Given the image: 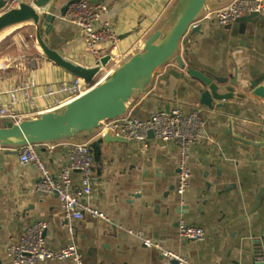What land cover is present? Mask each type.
I'll return each mask as SVG.
<instances>
[{"label": "crops", "instance_id": "0c3cea01", "mask_svg": "<svg viewBox=\"0 0 264 264\" xmlns=\"http://www.w3.org/2000/svg\"><path fill=\"white\" fill-rule=\"evenodd\" d=\"M69 1L53 0L51 11L56 18L44 36L51 47L78 62L91 64L95 58L86 51L81 29L63 18L67 10L61 14ZM91 1L111 6L108 17L119 34L117 54L131 56L140 51L179 0ZM231 1L208 0L206 10L193 25L198 28H191L181 40L179 56L185 67L225 77L230 82L236 80V88L244 94L242 100L226 102V108L206 109L199 104L193 87L199 83L173 59L170 67L157 70L145 90L128 103L127 114L141 120L166 108H180L186 114L196 107L203 108L202 118L211 133L191 148L189 166L194 178L183 194L177 192L180 147L173 141L150 138L147 142L106 144L100 141L96 130L79 138L43 143L38 148L40 158L54 175L68 163L67 148L61 143H92L96 180L90 202L109 220L85 214L75 222L70 235L58 196L35 190L41 178L39 168L19 164L15 150L18 146L0 147V264H11L7 246L39 220L48 226V248L58 250L71 242L84 264H164L157 249L145 246L128 232L135 227L165 249L185 257L187 264L264 261V195L258 209L248 213L259 188L264 186V104L252 97V84H264V15L227 26L205 18L208 12ZM163 28L167 30L169 24L163 23ZM32 33L33 28L24 29L14 43L21 45L24 36ZM7 48L6 44L0 48V103L9 102L12 94H17L19 103L15 110L25 119L55 112L72 100L58 88L80 79L31 53L37 60L36 68H16L5 59L7 54L3 52ZM16 50L14 56L24 53L21 48ZM105 54L106 49L102 55ZM50 90L54 94H49ZM228 129L231 135L227 134ZM250 143L263 145V159L246 145ZM51 145H55L52 151ZM72 180L80 184L77 172L72 173ZM180 221L203 228L205 240L182 238ZM38 264L72 262L66 259Z\"/></svg>", "mask_w": 264, "mask_h": 264}, {"label": "built area", "instance_id": "2783aa9c", "mask_svg": "<svg viewBox=\"0 0 264 264\" xmlns=\"http://www.w3.org/2000/svg\"><path fill=\"white\" fill-rule=\"evenodd\" d=\"M25 0H10L6 10L15 8ZM111 6L103 3H96L91 0H78L68 5L63 18L70 21L81 29L85 42L86 51L92 57H101L104 49L111 55L105 73L113 70L127 56L117 54L119 34L115 30L112 20L108 17ZM257 13L264 15V0H232L227 5L205 14V18H214L221 26H227L243 16ZM106 55V54H105ZM120 57V58H119ZM15 67L25 66V70L35 69L36 58L31 54L19 53L12 61ZM170 63L166 68L170 67ZM76 83H63L58 90L66 94L68 98L74 99L90 88V85L78 80ZM82 81V82H80ZM28 87H31L29 85ZM25 88V87H24ZM49 94H54L50 90ZM254 101H257L254 98ZM19 103L17 94H12L9 102L0 103V120L11 119L14 122L20 121L22 114L15 110ZM202 107H196L188 114L180 108L173 110H157L150 113L149 117L141 120L125 114L118 119L103 123L97 135L110 131L116 136L123 137L130 141L147 142L149 132L154 133V138L162 142L173 141L180 147L179 156V177L177 192L183 194L190 185L194 174L189 166L191 148L200 144L207 134V125L202 118ZM43 144V143H42ZM67 148L68 163L63 166L57 175H54L41 160L38 148L41 144H25L15 148L19 164L22 167L30 164L36 165L41 173V178L36 184L35 190L43 195L56 194L62 205L64 220L67 224L68 233H74V224L85 214L94 218L108 221L106 214L91 205L94 184L96 180L94 172V158L91 140L73 141L61 143ZM55 145H51L52 151ZM79 174L80 184L76 185L72 180V173ZM23 173L20 174L22 178ZM47 223L39 220L29 226L15 242L6 248V254L11 264H38L50 263L62 260H70L72 264H84L83 257L75 244L69 242L58 250L47 247L45 233ZM128 232L139 238L147 247L158 250L164 260V264H187L188 261L179 253L165 249L160 243L147 238L139 227ZM179 234L182 238L194 241H203L206 238L205 230L201 227L188 225L184 221L179 222ZM252 264H264L263 260L255 261Z\"/></svg>", "mask_w": 264, "mask_h": 264}, {"label": "water", "instance_id": "95a60500", "mask_svg": "<svg viewBox=\"0 0 264 264\" xmlns=\"http://www.w3.org/2000/svg\"><path fill=\"white\" fill-rule=\"evenodd\" d=\"M9 1L0 0V48L6 44L8 48H21L25 54H36L83 80L90 85V88L55 112H44L38 117L25 118L18 122L11 119L0 120V147L21 146L28 143H53L99 131L104 122L127 114L129 101L143 92L156 71L173 59L188 76L195 78L199 83L193 84V87L198 93L199 104L206 109L226 108V102L240 101L244 97V94L236 88L238 84L236 80L230 82L225 77L209 76L190 66L185 67L179 56L181 40L191 28H198L193 25L206 10L208 0H179L165 14L164 22H161L144 41L140 51L129 56L99 82L96 80L106 71L111 58L110 54L95 57L91 64H83L48 44L44 35L51 29L56 18L51 11L53 0L25 1L15 8L6 10ZM76 1L78 0L69 1L61 9V14L64 15L68 5ZM258 16L257 13H253L238 20L249 21ZM163 23L169 24L167 30L163 28ZM28 27L33 28V33L26 34L21 45L15 44L16 35ZM6 61L12 62L13 59H6ZM170 71L176 76L179 75L174 69ZM252 86L254 88L252 97L264 104V84L255 82ZM206 127L208 130V126ZM219 131L226 130L217 132ZM207 133L211 132L207 131ZM227 134L231 135L229 129ZM149 138H154L152 131L149 132ZM100 141L106 144L130 142L110 131L103 133ZM246 145L254 149L257 158L263 159L260 154L262 144ZM263 195L264 186L259 188L255 203L248 213L258 209ZM172 264H178V262L174 261Z\"/></svg>", "mask_w": 264, "mask_h": 264}, {"label": "bare ground", "instance_id": "6f19581e", "mask_svg": "<svg viewBox=\"0 0 264 264\" xmlns=\"http://www.w3.org/2000/svg\"><path fill=\"white\" fill-rule=\"evenodd\" d=\"M16 49H17L16 47H9L8 49H6V50L3 52L4 54H7L6 57H5V59H10V60L13 59V60H14V59H15V56H16L17 54L14 56L13 53H14V51H17ZM128 57H129V56H125V58L123 59V61L126 60ZM119 58H120V57H119ZM123 61H122V62H123ZM119 65H120V64H119ZM110 71H112V70L107 71V72L105 73V75H107ZM86 91H87V90H86ZM86 91H85V92H86ZM83 93H84V92H83ZM83 93H82V94H83Z\"/></svg>", "mask_w": 264, "mask_h": 264}, {"label": "rangeland", "instance_id": "374dc122", "mask_svg": "<svg viewBox=\"0 0 264 264\" xmlns=\"http://www.w3.org/2000/svg\"><path fill=\"white\" fill-rule=\"evenodd\" d=\"M122 63V62H121ZM111 66V65H110ZM110 66H108L107 68H109ZM101 79H103V74H101L98 79L96 80L97 82H99Z\"/></svg>", "mask_w": 264, "mask_h": 264}]
</instances>
